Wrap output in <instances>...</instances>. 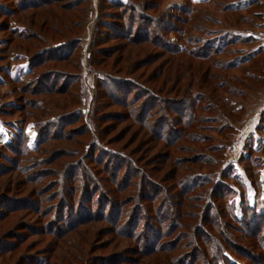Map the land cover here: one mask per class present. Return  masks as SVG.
Returning a JSON list of instances; mask_svg holds the SVG:
<instances>
[{
  "label": "rangeland",
  "instance_id": "rangeland-1",
  "mask_svg": "<svg viewBox=\"0 0 264 264\" xmlns=\"http://www.w3.org/2000/svg\"><path fill=\"white\" fill-rule=\"evenodd\" d=\"M0 264H264V0H0Z\"/></svg>",
  "mask_w": 264,
  "mask_h": 264
}]
</instances>
